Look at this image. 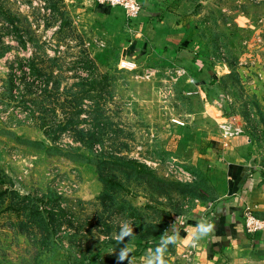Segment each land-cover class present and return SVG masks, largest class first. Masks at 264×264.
<instances>
[{"label": "rangeland", "instance_id": "rangeland-1", "mask_svg": "<svg viewBox=\"0 0 264 264\" xmlns=\"http://www.w3.org/2000/svg\"><path fill=\"white\" fill-rule=\"evenodd\" d=\"M174 3L193 80L105 48L88 0H0V264H129L128 243L145 264L228 195L197 146L204 125L254 143L264 188V0ZM125 222L134 237L118 244ZM185 255L175 243L165 259Z\"/></svg>", "mask_w": 264, "mask_h": 264}, {"label": "crops", "instance_id": "crops-1", "mask_svg": "<svg viewBox=\"0 0 264 264\" xmlns=\"http://www.w3.org/2000/svg\"><path fill=\"white\" fill-rule=\"evenodd\" d=\"M88 1L102 20L105 48H116L114 50H119L122 56L143 61L152 60L159 54V58L167 59L168 66H183L178 67L183 80L196 79L188 70L189 62L195 59L188 52L193 27L185 21L175 0H140L142 13L135 18L129 17L122 8ZM192 65L196 70L199 68ZM193 92L202 93L200 89ZM203 96L200 97L204 99ZM214 126L210 129L204 125L205 130L196 143L199 146L203 139L208 140L205 159L216 170H221L229 192L215 205H209L199 217L215 225L208 238L192 247L193 225L191 229L178 230L176 244L185 250V257L191 264H264V232L251 236L244 226V211L247 209L254 214L264 213V188L256 178V170L251 167L255 145L244 135L229 137L224 127ZM182 224L187 225L188 220L183 219Z\"/></svg>", "mask_w": 264, "mask_h": 264}, {"label": "clouds", "instance_id": "clouds-1", "mask_svg": "<svg viewBox=\"0 0 264 264\" xmlns=\"http://www.w3.org/2000/svg\"><path fill=\"white\" fill-rule=\"evenodd\" d=\"M215 225L209 220L201 218L197 224L194 226V231L191 233V244L192 247H196L197 244L210 236L213 232ZM134 237L133 234V225L131 223H122L120 226V231L117 235L118 244L124 241L125 237ZM179 236V231L173 230L171 234L169 231H165L162 236L159 238V243L155 246L154 249H149L146 254L145 264H167L165 259V254L169 245H174ZM131 248L129 243L123 247L118 256L119 261L129 260L131 264V258L129 254L131 253Z\"/></svg>", "mask_w": 264, "mask_h": 264}, {"label": "built area", "instance_id": "built-area-1", "mask_svg": "<svg viewBox=\"0 0 264 264\" xmlns=\"http://www.w3.org/2000/svg\"><path fill=\"white\" fill-rule=\"evenodd\" d=\"M93 4L107 5L113 8H122L129 17L135 18L142 13L140 0H90ZM245 230L247 234L255 236L264 230V221L259 219L252 210L244 211Z\"/></svg>", "mask_w": 264, "mask_h": 264}]
</instances>
